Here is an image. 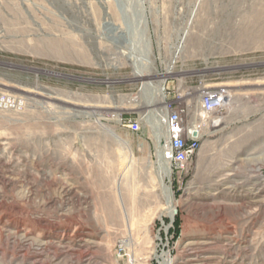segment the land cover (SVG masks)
<instances>
[{"label": "rangeland", "instance_id": "374dc122", "mask_svg": "<svg viewBox=\"0 0 264 264\" xmlns=\"http://www.w3.org/2000/svg\"><path fill=\"white\" fill-rule=\"evenodd\" d=\"M141 63L229 97L169 177ZM168 258L264 264V0H0V264Z\"/></svg>", "mask_w": 264, "mask_h": 264}, {"label": "built area", "instance_id": "2783aa9c", "mask_svg": "<svg viewBox=\"0 0 264 264\" xmlns=\"http://www.w3.org/2000/svg\"><path fill=\"white\" fill-rule=\"evenodd\" d=\"M167 68L164 72H158L165 78L159 84L164 91V100L160 103V110L158 109L154 112V116L160 121L163 135L169 137L168 144H164L161 147L159 156L170 170L182 171L197 155L201 147V127L195 123H190L188 117H201L203 114L221 109L225 104V92L218 88L202 86L198 89L199 101L197 103L185 100L186 97L193 98L192 91L180 93L179 88H172L171 84L174 78L172 74L174 72H167ZM143 82H141V85L144 87ZM149 86L156 92V86ZM2 102L6 106H12L13 103L10 98L2 100ZM119 123L133 132H139L141 128V120L139 118L121 117L119 118Z\"/></svg>", "mask_w": 264, "mask_h": 264}, {"label": "bare ground", "instance_id": "6f19581e", "mask_svg": "<svg viewBox=\"0 0 264 264\" xmlns=\"http://www.w3.org/2000/svg\"><path fill=\"white\" fill-rule=\"evenodd\" d=\"M110 24L111 25H114L112 22H110ZM115 29L116 30H118L119 29V27H116L115 26ZM148 49V48H147ZM134 52V51H133ZM136 52V51H135ZM143 58V57H142ZM146 59V58H145ZM137 61H139V60H137ZM136 61V62H137ZM147 62V61H146ZM135 63V62H134ZM144 63V62H143ZM171 66H170V68L168 69V72H171ZM134 72H135V76L136 77H138L139 79H144V86L146 85V88H145V90H146V92H145V94H147L148 95V100H151V99H153L154 97L155 98H157L158 100H160V102H163V100H164V91H163V88L161 87V85H159L161 82H163L165 79L164 78H160V74L158 75H156V74H154L153 73V71L151 72V69L149 68V67H146V65L145 64H142L141 63V65H139V64H137L136 66H135V69H134ZM134 76V77H135ZM153 78H156L155 80L153 79ZM154 81H157V83H156V85H153L152 84V82H154ZM149 85H151V86H156L157 88H156V92H155V90L153 91L152 90V88H149L150 86ZM148 86V87H147ZM32 88V87H31ZM153 94H155V96H153ZM153 96V97H152ZM227 98H229L228 97V95L227 94H225V101H226V99ZM149 102H153L152 100L151 101H149ZM227 102V101H226ZM151 106V105H150ZM149 110V109H148ZM153 119H155L157 122H156V124H155V130H156V133H155V138H156V142H157V144L159 145V146H163L164 144H168V142H169V137L168 136H164L163 135V133L161 132V126H160V121H159V119L158 118H156V117H154ZM200 131V130H199ZM112 134L113 135H115L117 138H119V135L117 134V133H113L112 132ZM166 169H163V171H164V173L163 174H165L166 176H170V172H171V170L169 169V167L168 166H166L165 167ZM165 189H167V191L168 192H170V187L169 186H167V188H165ZM168 197V196H167ZM170 198V201L172 200V197L170 196L169 197ZM167 199V198H166ZM169 200V199H168ZM169 201V202H170ZM175 206L174 205H171V206H169L168 208H167V213L172 217L173 215H174V212H175ZM164 210H165V208H164ZM169 259V258H168ZM169 261H170V259H169ZM172 263V261H170L169 262V264H171Z\"/></svg>", "mask_w": 264, "mask_h": 264}]
</instances>
